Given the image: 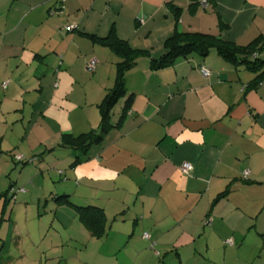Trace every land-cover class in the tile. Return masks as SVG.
Masks as SVG:
<instances>
[{
	"label": "crops",
	"instance_id": "crops-1",
	"mask_svg": "<svg viewBox=\"0 0 264 264\" xmlns=\"http://www.w3.org/2000/svg\"><path fill=\"white\" fill-rule=\"evenodd\" d=\"M175 31L246 45L264 38V0H214L205 9L196 0H0V145L17 124L32 147L60 137L76 143L97 129L98 104L116 82L118 58L85 33L124 38L142 51L124 72L133 97L100 143L86 154L71 148L83 157L70 169L77 198L100 206L117 232L129 226L143 242L137 251L175 249L177 264L183 255L210 257L221 245L238 254L250 234L260 256L264 83L252 85L255 72L214 50L153 69L150 58L163 53ZM124 100L113 109V124ZM186 161L192 169L184 174Z\"/></svg>",
	"mask_w": 264,
	"mask_h": 264
},
{
	"label": "rangeland",
	"instance_id": "rangeland-1",
	"mask_svg": "<svg viewBox=\"0 0 264 264\" xmlns=\"http://www.w3.org/2000/svg\"><path fill=\"white\" fill-rule=\"evenodd\" d=\"M18 125L4 131L6 137L0 145V264H177L180 259L175 249L164 253L155 246L137 251L142 240L128 233L129 226L117 232L119 226L113 219L103 222L102 235L91 236L76 211L54 199L77 188L76 181L69 178L76 151L59 145L46 149V145L61 143V137L32 147L22 138L23 130H16ZM19 155L25 160L17 161ZM69 199L81 203L77 196ZM103 201L109 207L116 204L114 199ZM250 236L238 254L230 255L221 245L210 257L183 255L182 263L264 264V249L259 256L258 249L250 248L259 244Z\"/></svg>",
	"mask_w": 264,
	"mask_h": 264
},
{
	"label": "trees",
	"instance_id": "trees-1",
	"mask_svg": "<svg viewBox=\"0 0 264 264\" xmlns=\"http://www.w3.org/2000/svg\"><path fill=\"white\" fill-rule=\"evenodd\" d=\"M196 2L199 4L198 0H196ZM213 3L214 0H208V5L206 7ZM85 34L91 40L110 47L118 60L116 61V82L113 87L107 90L101 102L98 104V108L100 110V124L98 128L90 130L88 133L77 137L76 143H59V146L62 148H73L75 150L79 149L84 154L87 153L89 147L96 145L103 140L109 127L118 126L121 122L125 108L127 110V107H129L128 105L133 97V94L126 88L124 82V72L126 69L138 64V54L142 52L141 50L130 46L126 39L112 34L101 37L91 33ZM212 50H214L216 54L221 56L226 62L255 72L256 76L251 80L252 85L257 86L258 84L264 83V38L261 37L255 38L246 45H239L224 41L217 35L213 34L175 31L168 39L163 53L157 58H150L149 66L153 69L167 67L170 66L178 57L186 58L195 55L205 57ZM124 97L125 100L122 112L113 124L111 120L114 114L113 109L117 102ZM53 149H55V146L47 148L49 151ZM0 151L2 152V150ZM22 160H25L23 155L21 158L17 159V161ZM81 160H83V157L76 153L75 156H73L70 168H73L77 163L83 162ZM74 193L77 195L76 191H65L63 194L55 196L54 199L58 203H64L73 208L78 214L77 217L79 221L87 229L91 236L102 235L105 231L103 222L106 220L104 210L100 206L93 203H82L79 199L78 201L81 203L73 202V200L71 201L69 198L70 196H76Z\"/></svg>",
	"mask_w": 264,
	"mask_h": 264
},
{
	"label": "built area",
	"instance_id": "built-area-1",
	"mask_svg": "<svg viewBox=\"0 0 264 264\" xmlns=\"http://www.w3.org/2000/svg\"><path fill=\"white\" fill-rule=\"evenodd\" d=\"M63 0H59L60 4ZM199 4L202 6V7H206L208 5V0H198ZM60 8H59V11L58 13L61 12V5H59ZM142 21V20H141ZM66 29H70L72 28V25H66L65 27ZM95 67H96V61L94 59H90L86 65V68L88 71L92 72L95 70ZM199 70H200V73L204 76V77H207L209 75V70L205 67V66H200L199 67ZM5 85V82H3V86ZM22 155H19L17 158H21ZM192 169V165L190 162H183L180 166V171L184 174H187L190 170ZM246 176V175H245ZM21 191H23L24 189L23 188H20ZM145 236H147V234H144ZM228 243H231V241H228Z\"/></svg>",
	"mask_w": 264,
	"mask_h": 264
}]
</instances>
